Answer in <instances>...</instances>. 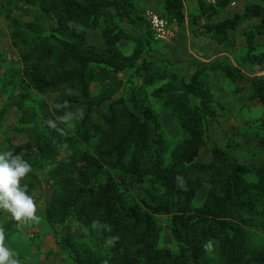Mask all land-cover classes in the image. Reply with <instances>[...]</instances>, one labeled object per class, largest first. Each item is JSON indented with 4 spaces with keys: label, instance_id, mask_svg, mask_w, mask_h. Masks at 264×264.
I'll return each mask as SVG.
<instances>
[{
    "label": "trees",
    "instance_id": "obj_1",
    "mask_svg": "<svg viewBox=\"0 0 264 264\" xmlns=\"http://www.w3.org/2000/svg\"><path fill=\"white\" fill-rule=\"evenodd\" d=\"M1 1L0 20L11 45L24 47L19 55L17 106L21 108L22 100L29 99L30 91L59 93L51 108L41 104L32 142L15 148V154L32 166L26 178L36 176L34 168L39 162L49 164L45 184L51 192L43 219L64 228L69 219L86 228L98 222L96 228L104 236L119 237L105 257L79 250L66 235L61 244L72 252L73 264H103L105 260L108 264H264V160L241 164L229 145L208 148L205 136L216 117L205 71L219 69L235 81L243 76L241 70L229 64L199 62L187 81L181 79L175 86L168 84L151 92L184 133L166 158L159 116L142 96V88L132 91L131 107L123 97L112 100L110 87L103 86L97 94L90 90L94 81H114L116 73L128 69L148 86L159 77L141 57L150 33L136 40L130 55L122 54L117 46L129 35L115 20L131 25L145 22L134 0ZM162 3L165 17L177 25L186 18L191 22L205 19V32L217 43L226 41L229 31L242 20L257 18L245 34L243 60L258 58L253 40L255 35H264L263 6L247 4L241 14L210 23L229 0H214L213 5L198 0L197 12L187 16L184 0ZM30 11L38 16L21 21V15ZM100 25L101 49L85 37ZM249 81L251 96L263 107L257 137L264 151V77ZM73 111L77 115L71 116ZM201 149L210 154V161L199 158ZM146 183L150 186L145 187ZM204 183L209 186L207 196L194 207L193 200ZM23 185L28 190L33 187L31 182ZM156 215L170 216L174 251L160 246L162 229ZM252 228L260 230L261 244H253ZM208 241L216 248L212 261L207 260L210 251L204 247Z\"/></svg>",
    "mask_w": 264,
    "mask_h": 264
},
{
    "label": "rangeland",
    "instance_id": "obj_2",
    "mask_svg": "<svg viewBox=\"0 0 264 264\" xmlns=\"http://www.w3.org/2000/svg\"><path fill=\"white\" fill-rule=\"evenodd\" d=\"M197 1L184 0L186 16L197 12ZM202 1L205 4H214V0ZM134 2L141 9L145 22L131 25L125 21L115 20V23L129 35L128 40L118 42L117 46L122 54L130 55L136 40L144 39L147 33H150L148 35L149 44L144 46L141 57L151 63L152 72L159 77L152 86H148L142 83L139 76L133 74V69H128L116 73L114 81H105L103 84L94 81L90 85L91 92L97 94L103 86L110 87L112 100L123 97L131 107L129 98L132 91L137 87L142 88V96L159 116L166 149L165 157L169 158L170 151L184 138V133L175 117L158 98L151 95V92L158 87H166L168 84L175 86L181 79L187 81L194 69L193 66L199 62H214L238 67L243 76L235 81L229 79L219 69L205 71L203 78L216 103L214 106L216 117L208 124L205 133L207 147L229 145L233 155L241 164H256L263 161L264 151L257 137L263 107L258 99L251 96L249 79L257 76L264 77V35L254 36V52L258 58H251L250 61L243 60L247 52L245 34L250 31L251 25L258 22V19L242 20L235 30L229 31L226 41L217 43L206 34L204 29L206 20L203 18L197 19L196 22H191L186 18L182 25H177L165 17L162 0H134ZM1 3L3 2L0 0V16ZM253 3L264 7V0H229L225 8L211 17L208 22L215 23L232 18L236 13L241 14L245 5ZM151 15H158L166 20L169 31L167 39L155 38L149 24ZM36 16H38L37 13L30 11L29 15H21L20 19L27 21ZM42 22H44L43 19ZM75 27L80 29L79 26L75 25ZM101 29L102 25L85 33L87 41L100 49L104 47L100 34ZM23 50L24 47L21 45L18 47L11 45L5 23L0 20V151L11 150L14 154L16 147L32 142V129L38 127L40 108L42 105H46L48 109L51 108L59 94L58 91L44 94L30 91L29 99L24 102L22 100L21 108L17 106L19 104L18 94L21 91L19 55ZM67 91L75 93L72 89ZM72 115H77V113L73 111ZM200 152L199 158L203 162L211 160L209 153L202 149ZM48 165L45 161L39 162L34 168L36 176L25 177L21 181V184L28 182L33 184L28 194L37 204L36 214L40 218L38 223L30 220L17 222L9 212L0 209V228L5 231L4 243L5 247L10 250V259H18L20 264H73L72 252L61 244L66 235H69L70 243H73L79 250L85 249L100 256H110L111 247L105 246L108 238L99 228L83 227L74 219L66 222V228L62 225H49L44 221L42 212L51 192L45 184ZM144 186L149 187L150 184L146 183ZM208 188L209 186L204 183L198 190L192 203L194 207L204 202ZM169 217V215H156L162 229L159 244L174 251L176 244L170 233ZM18 223L21 225L20 228H17ZM249 231L255 242L253 244H261L263 236L260 230L252 228ZM215 255L216 248L213 244L207 260L212 261Z\"/></svg>",
    "mask_w": 264,
    "mask_h": 264
},
{
    "label": "clouds",
    "instance_id": "obj_3",
    "mask_svg": "<svg viewBox=\"0 0 264 264\" xmlns=\"http://www.w3.org/2000/svg\"><path fill=\"white\" fill-rule=\"evenodd\" d=\"M64 119V118H60ZM50 127L56 128L52 120L46 122ZM32 170L29 162L23 159L22 155L14 154L11 150L0 151V209L9 212L12 218L19 222L30 220L38 223L37 204L34 198L28 194L27 185L21 184ZM98 222H93V227L97 226ZM21 225L18 223L17 228ZM119 239L117 236L109 237L106 241V247L115 245ZM5 231L0 228V264H20L18 259H10V250L5 247ZM205 250L213 249L212 241L205 244ZM103 264H108V261H103Z\"/></svg>",
    "mask_w": 264,
    "mask_h": 264
},
{
    "label": "built area",
    "instance_id": "obj_4",
    "mask_svg": "<svg viewBox=\"0 0 264 264\" xmlns=\"http://www.w3.org/2000/svg\"><path fill=\"white\" fill-rule=\"evenodd\" d=\"M149 24H150V28L152 29L155 35V38L157 39L168 38L169 31L167 30V22L163 17L158 15H151L149 17Z\"/></svg>",
    "mask_w": 264,
    "mask_h": 264
}]
</instances>
